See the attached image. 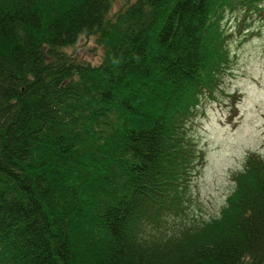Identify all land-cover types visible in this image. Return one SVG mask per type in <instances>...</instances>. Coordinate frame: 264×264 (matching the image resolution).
<instances>
[{
  "label": "trees",
  "instance_id": "obj_1",
  "mask_svg": "<svg viewBox=\"0 0 264 264\" xmlns=\"http://www.w3.org/2000/svg\"><path fill=\"white\" fill-rule=\"evenodd\" d=\"M0 0V264H264V159L220 214L168 224L187 126L230 61L223 16L264 0ZM95 36L92 65L66 51Z\"/></svg>",
  "mask_w": 264,
  "mask_h": 264
},
{
  "label": "rangeland",
  "instance_id": "obj_2",
  "mask_svg": "<svg viewBox=\"0 0 264 264\" xmlns=\"http://www.w3.org/2000/svg\"><path fill=\"white\" fill-rule=\"evenodd\" d=\"M134 0H112L107 18ZM229 35L228 69L213 95L199 98L187 133L200 155L184 186V208L168 224L207 221L217 217L233 192V175L250 154L264 159V5L244 12L228 11L222 20ZM92 65L102 59L95 36L83 35L66 48Z\"/></svg>",
  "mask_w": 264,
  "mask_h": 264
}]
</instances>
